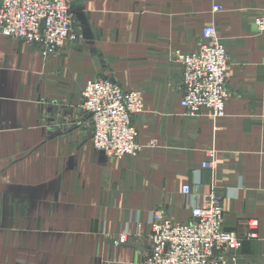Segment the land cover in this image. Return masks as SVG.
Masks as SVG:
<instances>
[{
  "label": "crops",
  "instance_id": "0c3cea01",
  "mask_svg": "<svg viewBox=\"0 0 264 264\" xmlns=\"http://www.w3.org/2000/svg\"><path fill=\"white\" fill-rule=\"evenodd\" d=\"M81 31L55 56L0 35V264H146L152 211L192 221L202 194L223 200L245 240L237 264H264V0H71ZM215 7H220L215 11ZM217 28L231 57L226 116H188L178 53ZM97 78L138 90V156L108 159L79 108ZM151 141L156 146L150 147ZM216 160L202 169L207 152ZM190 185L185 196L182 187Z\"/></svg>",
  "mask_w": 264,
  "mask_h": 264
},
{
  "label": "built area",
  "instance_id": "2783aa9c",
  "mask_svg": "<svg viewBox=\"0 0 264 264\" xmlns=\"http://www.w3.org/2000/svg\"><path fill=\"white\" fill-rule=\"evenodd\" d=\"M255 24L264 31V17L258 16ZM0 35L35 46L48 58L66 44L77 43L81 31L71 0H0ZM201 40L197 51L176 55L183 70L181 106L188 116L207 113L217 120L226 116L231 57L216 26H205ZM80 100L82 114L90 116L92 144L98 153L114 160L140 154L144 147L133 123L145 109L140 91H125L114 81L97 78L87 83ZM215 160L216 152L208 151L201 168H211ZM182 193L190 196V185H184ZM201 197L202 204L192 208L191 222L177 223L163 211H152L147 236L121 232L113 239L114 248L129 244L133 237L149 245L146 264H237L235 253L244 241L257 239L258 221L251 220L248 233L240 237L224 227L221 195L213 190Z\"/></svg>",
  "mask_w": 264,
  "mask_h": 264
}]
</instances>
